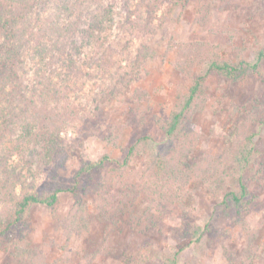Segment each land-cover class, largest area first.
<instances>
[{
  "label": "trees",
  "instance_id": "1",
  "mask_svg": "<svg viewBox=\"0 0 264 264\" xmlns=\"http://www.w3.org/2000/svg\"><path fill=\"white\" fill-rule=\"evenodd\" d=\"M191 1L197 6V20L204 23L210 13L207 0H179L176 6L186 7ZM158 3L123 0L118 6L110 0H0V251L10 254L9 264H43L41 247L26 243L31 212L37 205L53 209L68 238L90 229V203L82 195L88 180L87 195L93 198L97 218L106 223L110 240L121 231L118 226L125 216L138 218L142 200L147 202L146 213L162 212L182 201L197 181L214 196L225 197L226 206L235 210V223L249 237L247 248L230 257L232 264H254L264 251V242L258 244V232L246 217L263 203L264 149L253 143L258 128L264 126V93L237 119L234 144L243 150V166L231 169L209 154L193 159L202 135L196 117L209 102L210 75L234 81L251 70L260 72L264 48L257 49L251 61L244 56L225 57L219 47L205 42L189 44L180 52L176 68L191 85L178 92L169 116L154 117L164 134L159 151L146 157L140 170L133 168V157L154 140L148 132L122 148L120 158L105 154L85 162L73 184L59 174L63 161L58 159L67 151L61 133L72 125V117L79 116L82 124L100 120L101 101L123 99L121 84L126 75L137 77L142 63L155 56L150 38L158 27ZM114 54L124 61L120 69L112 63ZM200 65H206L205 74L196 73ZM111 132L109 140L115 143L120 129L111 128ZM44 176L46 182L37 184ZM92 178L96 179L93 184ZM63 192L72 193L75 203L59 219L56 210ZM177 225L190 233L200 230L185 219ZM184 248H177L167 264H178ZM150 260L145 252L137 263ZM92 261L84 256L80 264Z\"/></svg>",
  "mask_w": 264,
  "mask_h": 264
},
{
  "label": "rangeland",
  "instance_id": "2",
  "mask_svg": "<svg viewBox=\"0 0 264 264\" xmlns=\"http://www.w3.org/2000/svg\"><path fill=\"white\" fill-rule=\"evenodd\" d=\"M121 6L123 0H110ZM157 30L150 40L155 56L142 63L137 77L126 75L121 84L123 99H103L101 119L84 124L79 116L72 117L61 136L67 151L58 159L63 165L59 174L64 182L73 184L81 166L98 160L105 154L122 157V148L137 137L151 133L154 140L139 155L133 157L132 166L140 170L145 158L154 156L162 146L163 132L154 121L156 115L167 117L176 103L180 90H186L191 80L184 78L176 68L180 53L189 44L205 42L219 47L223 56L237 60L244 56L253 61L255 51L264 48V0H207L210 13L204 23L197 20L195 1L176 6L179 0H158ZM134 46L139 41L134 39ZM121 61L114 54L112 63L120 69ZM126 63H123V65ZM197 74L206 73V65L196 67ZM210 98L196 120L202 135L193 159L206 154L225 161L231 169L243 166V150L234 144L238 117L257 102L264 93V68L250 71L239 80L210 75ZM141 94V95H140ZM80 121V123L78 122ZM111 128L120 129L119 138L112 143ZM264 149V126L258 128L253 143ZM245 174H248L247 172ZM96 181L92 178V184ZM46 182L38 179L37 184ZM233 183L237 179H233ZM86 181L82 195L90 203V229L68 238L59 225L52 208L37 205L32 209L27 244L42 249L43 264H80L84 256L92 257L91 264H138L137 259L149 252L147 264H167L177 248L184 246L178 264H232L230 257L241 253L249 245L246 231L235 223V210L227 207L225 197L214 196L201 182L193 183L182 201L162 212H145L147 202L141 201L138 218L125 216L117 235L110 240L108 228L95 215L93 198L87 195ZM263 203L247 212V220L258 232V244L264 242V189L260 191ZM75 198L70 192L60 194L56 213L59 219L73 208ZM1 210V207H0ZM153 212V213H152ZM185 219L200 228L188 232L177 222ZM10 254L0 251V264H9ZM233 264H239V262ZM254 264H264V251Z\"/></svg>",
  "mask_w": 264,
  "mask_h": 264
}]
</instances>
